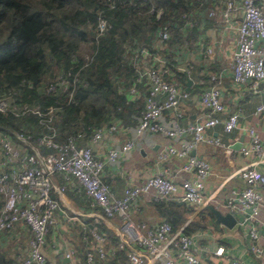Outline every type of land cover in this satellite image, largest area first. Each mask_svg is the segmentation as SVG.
I'll return each mask as SVG.
<instances>
[{"label": "built area", "instance_id": "1", "mask_svg": "<svg viewBox=\"0 0 264 264\" xmlns=\"http://www.w3.org/2000/svg\"><path fill=\"white\" fill-rule=\"evenodd\" d=\"M264 0H224L222 4L210 8L209 14L228 19L238 12L236 24L235 47L232 51V78L236 83L247 84L252 90H258L259 83L264 80ZM98 25L102 29L106 21L99 18ZM161 38L167 37L165 29L158 32ZM212 49L207 46L206 49ZM153 63L140 61V75L147 77L148 88L144 97V107L137 115L133 126L134 136L126 138L118 145L109 147L105 156L93 152L90 145L78 144L74 137L58 139L52 124L53 109L46 111L33 109L40 115V122L46 125L44 133L32 139L29 134L16 131L18 143H14L5 132L0 131V231H10L18 223H24L29 231L27 253L21 264H48L43 251L46 233L53 223L58 207L57 194L64 189L62 184L53 181V175L62 173L65 177L76 179L80 187L92 202L100 207L101 216H118L123 221L122 237L118 247L126 248L129 264H200L198 255L192 249L193 238L181 227L173 228L171 223L162 219L152 225L145 221L134 222L129 215L130 203L142 193H151L156 200L173 196L181 189L182 198L189 202L203 200L204 179L209 172L206 158L191 153L201 142L222 146L227 151L233 149L231 141H225L220 135L206 132L216 123H221L224 131H231L238 125L239 112L226 111L221 98L217 75L211 74L214 83L199 92V102L203 106L196 120H183L181 103L189 92L176 80L167 79L164 74L165 60L159 53L152 55ZM134 88L132 87L131 90ZM8 107V100L0 97V110ZM15 108V106L13 107ZM223 112H225L224 115ZM264 112V100L254 108V114ZM118 121L98 126L91 133L92 140L98 139L105 131L117 128ZM158 132L164 136L179 140V145L163 143L156 152L155 159L164 161L170 155L185 157V160L170 171L161 168L146 176L140 183L124 186L120 195H114L107 182L102 179V171L106 161L114 162L118 156L134 145L135 136L141 133ZM249 142L238 148L242 154H253V160L247 161L238 169L244 184L234 188L225 197L228 211H240L248 215H256L264 209L263 194L264 171L255 166V162L264 158V142L253 124L246 127ZM189 134V136H186ZM90 138V139H91ZM48 147L45 151L41 145ZM180 171H187L177 179ZM93 243L86 251V260L96 255L105 256V233L91 228ZM249 234L255 238L257 230L250 227ZM252 250L262 255V247L256 242ZM222 253L223 246L213 250ZM66 264H79L73 247L64 251ZM264 261V259H263ZM229 264H241L238 257H233Z\"/></svg>", "mask_w": 264, "mask_h": 264}, {"label": "trees", "instance_id": "2", "mask_svg": "<svg viewBox=\"0 0 264 264\" xmlns=\"http://www.w3.org/2000/svg\"><path fill=\"white\" fill-rule=\"evenodd\" d=\"M223 1L0 0V97L8 100L7 109L0 110V131L15 144L16 131L35 139L47 127L33 109L49 107L60 140L87 136L113 121L135 123L148 88L140 61L153 63L154 53L165 60L167 77L185 86L186 77L198 72L199 84L209 85L204 80L213 79L203 70L207 66L191 65L187 71L178 67L177 56L200 44V34L214 17L210 8ZM99 18L106 21L102 29ZM161 29L167 37L158 35ZM152 199L173 226L192 210L184 200ZM101 225L95 229L106 235L105 256L87 261L83 248L76 252L79 264H128L126 248L118 247V237ZM85 230L93 242L91 228ZM1 235L0 264H21ZM91 242L84 239L85 247Z\"/></svg>", "mask_w": 264, "mask_h": 264}, {"label": "crops", "instance_id": "3", "mask_svg": "<svg viewBox=\"0 0 264 264\" xmlns=\"http://www.w3.org/2000/svg\"><path fill=\"white\" fill-rule=\"evenodd\" d=\"M261 3L264 6V1ZM238 20L239 14L234 11L228 19L214 16L200 34V44L196 48L182 49L177 56L178 64L186 66L187 71L191 70L189 66L193 65L198 68L197 66L200 64L204 67L207 66L203 69L204 72L215 73L225 110L239 112L238 125L231 131H224L221 123H216L206 129V132L210 134H217L223 140L231 141L233 146L231 152L222 146L204 141L199 142L191 150V153L206 158L210 165L209 172L204 179L203 200L196 203L189 202L182 198L181 189L169 198L178 201L184 200L192 207L183 222L176 226L171 225L173 228L181 227L184 231L186 226L189 230L186 232L192 235V249L198 255L200 264H229L233 257L240 258L241 264H264V209L253 216L235 211L236 220L232 225H225L216 218L214 213V209L221 212L228 210L224 202L226 195L232 189L240 188L244 184L242 177L238 174V169L247 161L253 160V154L245 155L238 149L240 145L249 142L247 125L253 124L264 142V112L254 114L256 105L264 100V80L259 83L258 90H252L247 84L236 83L232 78V51L235 47ZM207 46L212 49L211 52L206 50ZM189 77L191 78L188 87L189 95L181 103L184 111L182 119L194 121L204 109L198 96L200 90L206 86L199 84L203 82V79L199 77L198 72H194ZM204 81L208 84L215 82L210 78H206ZM224 114L225 112L222 115ZM135 123L124 124L120 120L116 129L105 131L100 138L92 140L90 133L87 136L77 137V143L90 145L95 154L104 157L109 147L118 145L126 138L134 136L133 125ZM165 142L179 145L177 138L164 136L158 132L145 131L135 136L132 148L121 153L116 161H106L101 176L108 183L111 192L114 195H120L125 185L140 183L147 175L164 167L172 172L176 171L185 157L172 154L162 162L155 159L157 150ZM44 147H42L43 150L47 151L48 147ZM254 164L258 169L264 171V158ZM185 175L191 176V173L180 171L177 179ZM53 181L59 185L62 184L64 189L57 194L58 207L55 211L54 221L47 230L43 246L48 264H66L68 260L64 256V251L68 247H73L75 252L90 247L91 244L86 247L84 244V239L91 242L85 229L86 227L96 228L97 223H101V226L107 231L114 233L119 241V238L122 237L119 232L123 227L120 217L101 216L99 206L83 194L76 179L65 177L58 172L53 175ZM261 190L264 201V187ZM153 202L151 193L140 194L130 203V217L134 221L143 220L148 226L164 219ZM252 226L257 230L255 238L249 234V229ZM1 234L4 246L10 254L22 258L27 253L29 231L24 223H18L10 231H1ZM255 242L262 247V255H258L252 250L251 246ZM106 245L112 247L111 241L108 240ZM219 245L223 246V252L215 253L213 250Z\"/></svg>", "mask_w": 264, "mask_h": 264}, {"label": "water", "instance_id": "4", "mask_svg": "<svg viewBox=\"0 0 264 264\" xmlns=\"http://www.w3.org/2000/svg\"><path fill=\"white\" fill-rule=\"evenodd\" d=\"M190 82H191V78L186 77L185 89H188ZM214 213L216 215V218L219 219L220 221H222L225 225H232L236 220V214L234 212H230L228 210L221 212L218 209H214Z\"/></svg>", "mask_w": 264, "mask_h": 264}, {"label": "clouds", "instance_id": "5", "mask_svg": "<svg viewBox=\"0 0 264 264\" xmlns=\"http://www.w3.org/2000/svg\"><path fill=\"white\" fill-rule=\"evenodd\" d=\"M178 67L181 68V69H186V70H187L186 66H182V65L179 64ZM165 70H166V68H165ZM164 73H165V72H164ZM165 76L167 77V75H165ZM188 77H189V76H188ZM167 79H171V80L173 79V80H176V79H174V78H170V77H167ZM176 81H177V80H176ZM177 82L179 83V81H177ZM179 84L182 85L181 83H179ZM184 84H185V83H184ZM209 85H210V84H209ZM182 86H183V85H182ZM207 86H208V85H207ZM183 87L185 88V86H183ZM186 90L188 91V89H186ZM188 92H189V91H188ZM136 122H137V121H136ZM135 124H136V123H135ZM135 124H134V125H135ZM134 125H133V126H134ZM92 132H93V131H92ZM92 132H91V133H92ZM99 208H100V207H99ZM129 211H130V210H129ZM129 214H130V212H129ZM130 218H131V217H130ZM131 219H132V218H131ZM132 220H133V219H132ZM133 221H134V220H133ZM142 221H143V220H142ZM134 222H139V221L137 220V221H134ZM0 232H1V231H0ZM3 232H5V231H3ZM118 242H119V241H118ZM117 245H118V244H117ZM122 248H123V247H122ZM21 259H22V258H21ZM20 263H21V262H20ZM128 264H129V263H128Z\"/></svg>", "mask_w": 264, "mask_h": 264}]
</instances>
